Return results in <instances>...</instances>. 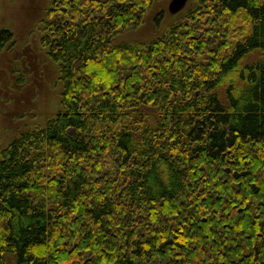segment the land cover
Instances as JSON below:
<instances>
[{"label": "trees", "instance_id": "16d2710c", "mask_svg": "<svg viewBox=\"0 0 264 264\" xmlns=\"http://www.w3.org/2000/svg\"><path fill=\"white\" fill-rule=\"evenodd\" d=\"M151 4L81 5L44 41L61 103L0 150V264H264V0L118 43Z\"/></svg>", "mask_w": 264, "mask_h": 264}, {"label": "rangeland", "instance_id": "374dc122", "mask_svg": "<svg viewBox=\"0 0 264 264\" xmlns=\"http://www.w3.org/2000/svg\"><path fill=\"white\" fill-rule=\"evenodd\" d=\"M139 1L147 6V0ZM150 1L142 25L122 31L118 43L146 44L181 18L170 14L172 0ZM51 6L48 0H0V30L14 34L0 50V150L28 124L41 125L60 108L63 86L58 82V66L49 57L52 46L43 47L51 35L45 28Z\"/></svg>", "mask_w": 264, "mask_h": 264}, {"label": "flooded vegetation", "instance_id": "af4514ba", "mask_svg": "<svg viewBox=\"0 0 264 264\" xmlns=\"http://www.w3.org/2000/svg\"><path fill=\"white\" fill-rule=\"evenodd\" d=\"M52 6L48 13V17L50 19H47L48 23H46L45 28L46 30L49 29V32L47 31V34L52 32V29L57 28L63 18L61 16L66 17L67 14L73 16L71 11H74L78 7H82V11H84L85 15V21L89 19L88 16L93 17L92 14L98 11L99 5H107V12L105 16H102V19H106L107 16H109V10L113 9L114 7L123 6L125 4V1L129 0H48ZM70 3V6H66V3ZM89 2L91 4H89ZM80 4V6L78 5ZM89 6V7H88ZM114 18V17H113ZM66 25L69 24L67 21L65 23ZM44 29V28H43ZM70 31V30H69Z\"/></svg>", "mask_w": 264, "mask_h": 264}, {"label": "water", "instance_id": "95a60500", "mask_svg": "<svg viewBox=\"0 0 264 264\" xmlns=\"http://www.w3.org/2000/svg\"><path fill=\"white\" fill-rule=\"evenodd\" d=\"M188 3H189V0H172L169 5L170 14L171 15L180 14L186 9Z\"/></svg>", "mask_w": 264, "mask_h": 264}]
</instances>
